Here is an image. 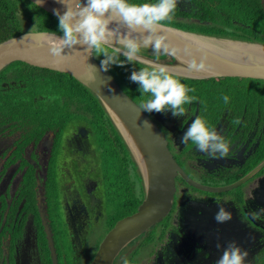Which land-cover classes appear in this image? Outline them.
I'll return each instance as SVG.
<instances>
[{"label": "flooded vegetation", "instance_id": "1", "mask_svg": "<svg viewBox=\"0 0 264 264\" xmlns=\"http://www.w3.org/2000/svg\"><path fill=\"white\" fill-rule=\"evenodd\" d=\"M224 1L178 0L172 20L164 24L196 34H200V26L220 31L228 29L232 22L236 27L243 26L237 35H242L244 28H262L259 25L264 24V0H234L240 2L242 10L238 17L233 10L237 7L233 4L224 9ZM254 5L259 8L254 9ZM213 7L214 13H210ZM253 15V21L244 26L242 22ZM144 50L147 49L142 48L140 54L151 55ZM164 56L153 59L166 64ZM3 71L0 264H83V260L92 264L104 238L122 219H118L119 215L114 217L113 212L122 206L124 191L117 184L110 188L107 170L104 174L101 171L105 157L94 149L95 131L86 120L75 123L78 118L64 119V126L62 119L37 118L40 112L55 111H27L23 105L44 101L47 96L30 94L28 81L18 79L16 69ZM177 76L204 80L209 85L197 84L198 90L191 96L197 97L202 88L204 92L197 101L184 105L183 117L172 116L171 110L146 113L163 132L184 177L178 173L175 178L173 205L167 217L125 246L113 264H121L122 257L131 264H215L230 241H236L248 252L245 264H264V214L252 215L264 209V80ZM217 84L227 92L218 91ZM224 95L230 97L227 104L222 99ZM196 116H202L210 128L228 141L226 157L213 159L197 151L191 141L187 145L181 143ZM120 137L121 140L111 135L114 142L107 144L117 147V155H131L133 166L127 162L135 179H142L145 192L140 167L128 146V151H124L125 141ZM134 183L127 186L132 191L136 189ZM112 197L118 200L117 205ZM216 199L231 212L230 221H215ZM194 216L208 220L202 225L193 220ZM217 243L221 248L216 247Z\"/></svg>", "mask_w": 264, "mask_h": 264}, {"label": "water", "instance_id": "2", "mask_svg": "<svg viewBox=\"0 0 264 264\" xmlns=\"http://www.w3.org/2000/svg\"><path fill=\"white\" fill-rule=\"evenodd\" d=\"M30 1L36 3V0ZM38 7L53 16L55 8H59L62 14L66 10L57 0H43ZM165 34L169 42L178 49L175 56H164L167 61L165 65L176 75L197 79L209 75L216 78L264 80V60L243 55L255 53L264 56V44L204 36L170 26H166ZM47 37L56 39L60 35L29 32L0 43V72L12 64H20L31 69L73 77L98 97L137 161L144 177L145 199L134 214L119 220L109 231L92 262L113 264L125 246L167 217L173 205L175 178L178 173L183 177L184 175L168 147L163 132L146 112H140L139 104L125 93L109 72L98 71L100 63L97 57L87 56L77 45V50L65 49L64 57L55 58L50 52V47L54 44L45 41ZM190 38L198 43L189 41ZM146 49L152 50L150 47ZM185 49L191 55H188ZM139 55L146 60L159 62L153 59L157 57L152 55ZM162 56L159 59L163 58ZM193 57L198 62L203 61L205 67L202 71L189 70L188 63ZM126 134L139 142L137 148L148 161V171L142 167L139 151H136ZM193 220L204 225L208 219L194 216Z\"/></svg>", "mask_w": 264, "mask_h": 264}, {"label": "clouds", "instance_id": "3", "mask_svg": "<svg viewBox=\"0 0 264 264\" xmlns=\"http://www.w3.org/2000/svg\"><path fill=\"white\" fill-rule=\"evenodd\" d=\"M177 2L155 0L135 4L129 0H57L66 10L62 14L59 8L53 9L63 35L56 37L57 43L50 47L51 55L59 59L65 56V49L77 50L75 46L79 45L87 56H103L98 71L108 72L113 65H144L138 71L133 70L129 76L131 82L139 85L138 90L142 93L140 112L163 113L171 110L172 116L183 117L186 114L184 105L198 99L188 95L195 89L182 83L168 65L146 60L139 55L142 48L149 47L157 58L177 54L178 49L169 42L163 23L172 20ZM42 3L43 0H36L35 4L39 6ZM185 51L191 55L187 49ZM121 56L125 59H121ZM204 67L203 61L198 62L195 57L188 63L191 71H202ZM222 99L227 104L230 97L224 95ZM200 103L203 105V101ZM190 141L197 151L210 158H223L229 154L228 141L210 128L202 116L192 120L181 139L184 145ZM215 203L218 206L215 221H230L232 214L224 207V202L216 199ZM261 214H264V209L252 213L254 217ZM216 247L221 248V244L217 243ZM247 256L248 252L236 241H230L215 264H245ZM121 264L131 262L127 257H122Z\"/></svg>", "mask_w": 264, "mask_h": 264}, {"label": "trees", "instance_id": "4", "mask_svg": "<svg viewBox=\"0 0 264 264\" xmlns=\"http://www.w3.org/2000/svg\"><path fill=\"white\" fill-rule=\"evenodd\" d=\"M254 9H258L259 6L254 5ZM255 15L251 16L248 20L243 21L242 24L248 25L250 24ZM58 19L47 13L46 11L42 10L38 6H36L34 3H32L30 0H0V43L7 41L9 39L18 37L22 34L29 33V32H50L55 33L60 36L63 35V33L59 30L58 27ZM165 23V22H163ZM255 24V23H254ZM243 26H234V23L232 22V25L229 26L228 29L224 30H216V28H209L207 31H204L201 29L200 31H197V33L205 34L206 36H212V37H219V38H229V39H237V40H246L251 42H257L264 44V26L257 30H250L244 28V33L242 35H236L238 34V31L242 30ZM257 27V26H256ZM189 29V28H188ZM186 30V29H185ZM235 33V34H233ZM236 35V36H233ZM235 37V38H234ZM103 59V56L97 57V60L100 61ZM121 59H125L123 56H121ZM144 65L137 64H127L124 67H119L113 65L111 69L108 71L112 77L115 79V81L120 85V87L125 91L126 94H128L137 104L142 103L141 95L142 93L138 90L139 85L137 83L131 82L129 80V76L131 75V72L133 70H139L140 67H143ZM16 69L18 72V79H25L28 81V89L30 87H37L40 88L42 91H46L49 89L52 92H55L57 96H55V99L52 97H47L44 99V101H38L37 103L28 101L27 105H23L27 111L30 110H54V113H39L40 115H37V118H44V119H75L79 118V115L86 114L85 119L93 118L97 122V128L99 130L106 131V125L109 127V129L113 132V134L121 140L119 132L114 125L112 119L109 117L107 111L105 110L104 106L99 101L98 97L87 87H85L83 84H81L79 81L74 79L71 76L67 75H59L51 72H45L38 69H31L28 67H24L20 64H12L5 68L3 72H6L7 70ZM4 74H0V78L4 76ZM178 77V76H177ZM3 78V77H2ZM182 83L186 84L189 88H194L195 92H189L188 95L191 96V94H196L198 90L197 84L199 82L204 83L205 81L201 80H192L189 78H181L178 77ZM41 80H44L45 82L41 84ZM1 81V79H0ZM255 82V81H254ZM205 87V86H204ZM216 87L220 90V92H227V90H224L220 84H217ZM203 93V88L200 90L199 93H197V97L200 93ZM54 93V94H55ZM81 98L84 99L83 102H81ZM146 98V96H145ZM79 99V101H78ZM32 101V100H31ZM54 108V109H53ZM74 109L75 112L79 113L74 114L75 112H72L71 110ZM66 120H64V126L67 123ZM63 126V127H64ZM111 135H108L107 142L111 145V142H114L111 140ZM113 144V143H112ZM124 151L127 152V145L125 142H123ZM112 152H114L117 155V147L112 145V148L110 149ZM120 153V152H119ZM126 158V160H125ZM124 161L127 163L126 171H125V178L128 177V172L130 171L129 167L130 164L133 166L132 163V157L131 155H125ZM130 164H128V162ZM124 164V163H123ZM123 173V170H120L119 176L121 177ZM124 177V175H122ZM128 179H125L126 187L121 185V188H126L127 191V197L124 198L122 206L125 208L133 206L134 211H131L130 213L134 214L138 207L142 204V202L145 199V193L143 191V184H142V191L140 190V184L134 183V186L139 191H132L129 189L128 186ZM139 183L142 182V179L138 181ZM132 183V182H130ZM125 190V189H124ZM123 190V191H124ZM139 192V196H137V193ZM141 194H143V199H141ZM125 196V194H124ZM128 213L120 214L118 216V219L126 217Z\"/></svg>", "mask_w": 264, "mask_h": 264}, {"label": "rangeland", "instance_id": "5", "mask_svg": "<svg viewBox=\"0 0 264 264\" xmlns=\"http://www.w3.org/2000/svg\"><path fill=\"white\" fill-rule=\"evenodd\" d=\"M235 5L237 8H234V14L235 16L238 17V14L241 13V9H239V6H240V2L239 1H234V0H225L222 4V7L224 9H230L232 7V5ZM233 5V6H234ZM215 11V7L211 8L209 10L210 13H214ZM259 26L263 27L264 24H260ZM204 31H207L209 28L207 27H204V26H200ZM31 33H36L35 31L31 32ZM235 34V33H233ZM237 35V34H236ZM236 35H233V36H236ZM235 38V37H234ZM151 50V49H150ZM145 53L148 54H151L152 56L156 57L154 54H153V51H148V50H144ZM160 63V62H158ZM244 83L247 82V80H243ZM205 87H207L209 84H207L206 82L203 83ZM218 91H220L218 89ZM29 93L30 94H35V95H42V96H47V97H52L53 99H55V96H57V94L55 92H52L50 91L49 89H47L45 92L40 90V88H37L36 86L35 87H30L29 88ZM55 93V94H54ZM41 100V99H39ZM56 100V99H55ZM79 101V99H78ZM81 102L84 101L83 98H81L80 100ZM87 121V123L93 127L94 131H95V134H94V149L99 151V152H102V156L103 158L105 157L104 161H103V164L101 165V171L103 170V174H104V170H107V178H108V184L110 186V188L114 185H122L124 187H126V183H125V179H128V182L127 183H130V182H135L136 183V186H137V183L140 184V190L142 189V182L139 183L136 179H135V175H133L132 173V168H130V171L128 172V177L125 178V171H126V167H127V163L124 161V164L121 162V159L122 157H125V153L124 152H121L120 155H116L114 152H112L110 149L111 147L108 146V135H113V132L109 129V127L106 125V128L105 130L106 131H103L102 133V130H99L97 128V122L95 119L91 118V120L89 119H85L83 116H79V118L75 121L78 122V121ZM120 170H123V173L122 175H124V177H121L119 176V172ZM123 187V190H124V194H125V197H127V191H126V188ZM135 191H138L137 189H134ZM142 191V190H141ZM144 191V189H143ZM145 193V192H144ZM141 199H143V194H141ZM112 202L117 205V199L112 197L111 198ZM131 211H134V208L133 206L131 207H127L125 208L124 206H120V209H117L113 212V216L116 217L120 214H125V213H129ZM116 225V224H115ZM83 264H86V261L83 260L82 261Z\"/></svg>", "mask_w": 264, "mask_h": 264}, {"label": "bare ground", "instance_id": "6", "mask_svg": "<svg viewBox=\"0 0 264 264\" xmlns=\"http://www.w3.org/2000/svg\"><path fill=\"white\" fill-rule=\"evenodd\" d=\"M47 38H46L45 41H51L54 45L57 43V40L56 39H53L52 37H51V39H49L50 37H47ZM189 41H194V39L190 38ZM194 42H197L198 43V41H194ZM254 48L255 49H258V47H254ZM243 55L245 57H248V58L259 57L262 60H264V56H260V55H257L255 53H246V54H243ZM126 135H127L126 137L130 140V142L134 146V148H136V151L137 150L139 151V149L137 148L139 142L134 137H132V136H130V138H129V134H126ZM139 157H140V161H141L142 167L144 168V170H147L148 171V161L145 158V156H143V155L140 154V151H139Z\"/></svg>", "mask_w": 264, "mask_h": 264}]
</instances>
